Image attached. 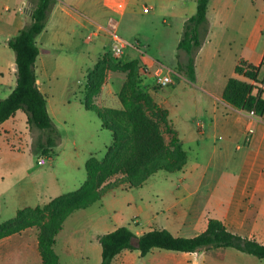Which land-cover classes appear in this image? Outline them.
Here are the masks:
<instances>
[{"label":"crops","instance_id":"1","mask_svg":"<svg viewBox=\"0 0 264 264\" xmlns=\"http://www.w3.org/2000/svg\"><path fill=\"white\" fill-rule=\"evenodd\" d=\"M22 4L23 8H20L19 12L23 16L27 0H23ZM196 8L197 0H58L51 11L45 29L36 38V45L39 49L35 63L36 84L45 97L47 112L56 127L57 124L52 114L55 108L54 105H49V97H54L51 90L52 81L63 76L64 72L62 75V69H53L50 66V63H53L50 54L54 48H63L65 44L73 42L75 27L87 31L85 40H87V36H92L89 41L98 40L97 45L95 44L88 51V55L92 56V62L91 65L85 66L84 79L92 71L98 59L105 52H110L112 46L109 41L116 44L114 38L106 31L109 24L114 25L115 33L124 29L123 27L127 24L138 22L139 17L147 20L144 24H157V27L164 29L161 39L156 40L155 35L141 36L148 49H152L151 45L155 40L158 48L164 45V38L168 31L173 30V46L168 53L171 62L168 67L166 66L167 68L163 66L166 64H163L165 61L160 56H155L145 50L142 51L130 43L128 39L134 35L117 36L123 45L122 55L127 57L122 62L139 61L143 83L150 86L151 81L149 82V80L153 79L154 70L162 67L164 68V71L162 69L163 74L171 78L172 84H175L177 79H181L193 94L200 95L202 108L207 114L208 123L202 121L193 123L199 140L197 142L198 151L191 164H189L188 152L190 148L186 146L189 145L190 137L185 136L184 129L172 125L175 135L186 153L187 160L181 171L185 173L178 179L180 185L167 190L168 197L173 201V204L166 206L165 209L170 212L175 206L180 207L181 220L177 230L184 229L193 232L190 236H184L185 238L202 233L206 229L208 220L212 218L222 221L231 232L264 244V117H251L248 113L235 109L221 100L226 82L235 75L234 68L240 59L254 66H259L263 62L264 0H208L206 13L208 34L194 59L195 78L193 81H189L185 76L175 71L178 62L185 64L188 59V55L178 50L177 46L183 25L196 13ZM18 31L19 29L16 34ZM96 34L97 36H95ZM136 37L133 39L138 41ZM100 45L103 49L101 51ZM14 61L15 57L12 58L9 55L5 66V71L13 76L12 79L4 80L3 74H0V99L6 98L15 87ZM60 63H64V61ZM148 69L153 70L149 72ZM261 71L263 72L262 77H260ZM260 73L259 80H262L264 66L261 67ZM260 87L264 89V85ZM61 93L60 96L69 95V88L63 89ZM154 93L151 92V96L155 102ZM69 98L71 97L68 96L63 100L67 104L66 112L61 111L66 121L70 119L69 114L78 108L72 105L74 102L82 106L80 98L72 97L73 100ZM155 104L162 108L161 104L156 102ZM118 108L120 105L117 106ZM16 113L0 125V129L3 127V133H6L4 129L7 131L10 129V127L4 128V126L13 122ZM248 128L253 129L249 142L246 141ZM181 131H183V135H181ZM1 136L0 130V142L2 141ZM17 140L20 141L19 145L25 149L32 145V138L28 135L20 134ZM207 152H209L208 156L205 155ZM8 177L14 179V184L11 186H8ZM30 177V168L26 167L20 153L11 151L2 157L0 160V202L3 203L4 200V203L0 205V219L4 210L7 209L4 205L7 192L12 191L13 186L21 187V182ZM24 187L21 188L24 189ZM33 191L29 184V188L22 192L23 197L21 198L27 202L33 200L34 206H30L27 202L25 206H13L9 211V216H12L9 220L15 217L18 210L44 206L50 201L46 200L47 202L38 204L33 197ZM9 220L0 221V223ZM171 225L176 227L174 223ZM20 235L24 237V240L17 239L20 238ZM20 235L0 240V246L12 245L1 248L0 255L3 256L9 248L15 247L17 240L24 241L35 256L36 262L42 264L36 239L24 236L23 233ZM56 237L53 252L59 263ZM75 245L71 242H64L62 249L68 251ZM224 250L216 249L207 253H174L153 249L142 258L147 261L157 260L154 264H219L224 262ZM233 256L235 264H264V259L258 260L236 250Z\"/></svg>","mask_w":264,"mask_h":264},{"label":"rangeland","instance_id":"2","mask_svg":"<svg viewBox=\"0 0 264 264\" xmlns=\"http://www.w3.org/2000/svg\"><path fill=\"white\" fill-rule=\"evenodd\" d=\"M22 3L23 0H0V74H3L4 80L13 78L5 71L9 55L12 58L15 57L12 50L7 46L8 38L14 37L16 31L22 29L26 24V19L23 16H26L28 4L25 5L22 16L19 12V9L23 8ZM146 21L145 18L139 17L138 22L127 24L116 35L137 36L136 40L138 41H135L134 37L128 39V41L142 51L145 50V52L160 56L165 61L163 64H166L163 66L167 68L171 62L168 53L173 46L174 31H168L164 38L165 44L158 48L156 40L158 38L161 39L164 29L157 27V24H144ZM86 33V30L75 27L73 42L65 44L63 48H54L50 54L53 62L50 63V66L53 69H62V75L64 72L63 76H59L58 79L52 81L51 90L54 97H49V105H54L55 108L52 114L57 124L55 128L59 141L58 144L56 143L53 146L52 153L48 156L42 154L40 146L44 143L46 134L34 128L29 129L26 115L22 111L16 113V117L10 125L6 124L4 126V128L10 127L8 131L4 129L6 133H3V127L0 129L2 132L0 160L11 151L20 153L26 167H29L31 172V177L21 182V187L25 186L24 189L19 186H13V190H9L5 195L4 205L7 209L4 210L0 221L9 220L12 217L11 215L9 216V211L13 206H25L27 200L21 197H23L22 192L29 188V184L34 190L33 197L38 204L45 203L59 195L78 190L86 180L85 166L88 159L94 157L97 161H101L106 148L112 143L111 133L102 128L101 121L94 112L86 111L78 103L75 104L74 102L72 105L78 108L75 109V112L69 114L70 119L68 121L64 119L65 116L61 113V111L66 112L67 104L63 100L68 96L72 100L74 99L72 97L82 100L86 95L84 71L85 66L91 65L92 62V56L88 55V51L95 44L97 45L98 41L97 39H93L94 41L85 40ZM152 35H155L156 40L151 45L152 49H148L141 36ZM109 44L114 46L111 41H109ZM101 50L103 49L100 45ZM106 55L112 65H115L113 62L114 58L108 54ZM125 59L127 57L122 55L119 59L121 63L116 65L118 68L107 69L103 72L101 89L92 99V103L95 106L117 108L120 105L118 104V93L122 84L127 80L128 75L127 71L122 70L128 64L122 62ZM62 61L64 63H60ZM138 63L140 64L139 61ZM162 69L164 71V68ZM148 70L152 72L153 69ZM154 73L155 70L153 79L149 80V82L151 81L149 86L143 83L141 70H139L140 83L138 86L145 87L150 96L151 92H155L154 100L156 103L161 104L165 111L167 110L166 113L171 125L174 124L181 127L184 129L185 136L187 138L190 137V140H188L189 145L186 146L190 148L188 152L189 164H191L196 157L195 153L198 151L197 142L199 140L193 127L195 124L193 123L196 121L208 123L207 114L203 110L202 102L200 101L201 97L199 94H193L181 79H177L175 84L160 87L156 82ZM262 73L261 71L260 77H262ZM66 88H69V95L60 96L62 94L61 91ZM161 129L164 131L166 141H168L171 135L163 127ZM183 131H181V135H183ZM20 134H25L32 138L30 147L25 149L19 145L20 141L17 140V137ZM205 155L208 156L209 152ZM38 159H43L44 165L37 164ZM184 173L157 172L138 187L108 191L89 208L75 211L68 216L64 225H62L61 232L56 237V251L60 257L58 264H101V249L96 236L110 233L118 227L128 228L135 236H139L151 229H164L173 236L183 238L193 234V232L185 231L184 229H181V231L177 230L181 220L179 206H175L170 212L165 209L166 206L173 204V201L168 197L167 190L179 186L178 179ZM7 183L8 186H11L14 184V179L8 177ZM3 203L0 202V205ZM27 204L34 206L35 203L32 200L28 201ZM52 218L53 211H50L43 215L24 217L21 222L25 221L26 223L46 226ZM171 223H174L176 227H173ZM37 233V226L28 228L23 232L24 236H30L35 239ZM17 239L24 240V237L20 235V238ZM19 240H17L15 247L9 248L3 256L0 255V264H39L36 262L31 249L27 248L24 241L20 242ZM64 242H71L76 245L65 251L62 249ZM8 246L12 245H2L0 249ZM224 251V262L219 264H235L233 256L235 250L225 249ZM218 259H221V257H218ZM156 262L157 260H144L137 250H132L121 252L115 257L112 264H154Z\"/></svg>","mask_w":264,"mask_h":264},{"label":"trees","instance_id":"3","mask_svg":"<svg viewBox=\"0 0 264 264\" xmlns=\"http://www.w3.org/2000/svg\"><path fill=\"white\" fill-rule=\"evenodd\" d=\"M57 1L27 0L26 24L7 42L15 56L16 84L6 98L0 99V125L22 111L29 129L46 134L40 146L44 156H48L59 141L47 112L45 97L36 84L35 63L39 55L36 38L45 29ZM207 4L208 0H197L196 13L185 21L177 46L188 55V59L185 64L177 63L176 72L189 81L195 78L194 59L208 34ZM106 54L111 56L110 52H105L87 75L86 95L81 100L83 108L94 112L102 128L111 133L112 143L106 148L103 159H88L86 180L78 190L58 196L44 206L18 210L13 219L0 223V240L37 226L36 241L42 264H58L53 252L55 237L73 212L90 207L108 191L138 187L157 172L177 173L186 165V153L174 135L166 111L155 104L145 87L138 86L141 69L138 61L129 62L122 68L128 75L118 93L120 108L99 107L92 103L101 89L103 72L118 68L116 65L121 63L113 59L115 65H112ZM262 66L263 62L254 66L240 59L234 68L235 75L226 82L221 100L235 109L245 113L253 111L257 118H263L264 89L260 86L264 85V78L259 80ZM161 127L171 135L168 141ZM50 211H53V218L46 226L21 222L24 217ZM97 241L101 264H112L123 251L137 250L141 257H145L153 249L182 253L234 249L258 260L264 259V244L233 233L222 221L212 218L202 233L191 238L176 237L164 229H151L135 236L128 228L118 227L97 236Z\"/></svg>","mask_w":264,"mask_h":264},{"label":"built area","instance_id":"4","mask_svg":"<svg viewBox=\"0 0 264 264\" xmlns=\"http://www.w3.org/2000/svg\"><path fill=\"white\" fill-rule=\"evenodd\" d=\"M8 10V9H7ZM116 41V44L114 46H112L110 48V54L111 56L116 59L119 60L123 54V45L121 40L117 37L116 33H115V27L113 24H109L106 30ZM97 36V34L95 35ZM92 36H87V40H90ZM263 64H264V59H263ZM155 79L157 84L160 87H164L167 86L169 84H172V80L169 76L164 75L162 68H157L155 73H154ZM248 115H250L251 117H256L254 112H248ZM253 134V129L252 128H248L247 132H246V141L249 142L251 140ZM37 164L39 165H43L44 164V160L43 159H38Z\"/></svg>","mask_w":264,"mask_h":264},{"label":"water","instance_id":"5","mask_svg":"<svg viewBox=\"0 0 264 264\" xmlns=\"http://www.w3.org/2000/svg\"><path fill=\"white\" fill-rule=\"evenodd\" d=\"M15 71H17V67H16V65H15Z\"/></svg>","mask_w":264,"mask_h":264}]
</instances>
